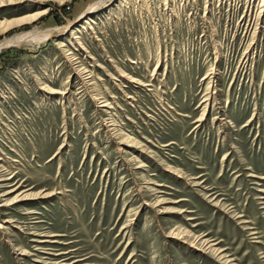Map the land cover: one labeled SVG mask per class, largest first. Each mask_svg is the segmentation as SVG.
Instances as JSON below:
<instances>
[{
    "label": "rangeland",
    "instance_id": "1",
    "mask_svg": "<svg viewBox=\"0 0 264 264\" xmlns=\"http://www.w3.org/2000/svg\"><path fill=\"white\" fill-rule=\"evenodd\" d=\"M0 180V264H264V0H0Z\"/></svg>",
    "mask_w": 264,
    "mask_h": 264
},
{
    "label": "bare ground",
    "instance_id": "2",
    "mask_svg": "<svg viewBox=\"0 0 264 264\" xmlns=\"http://www.w3.org/2000/svg\"><path fill=\"white\" fill-rule=\"evenodd\" d=\"M46 10L45 9H41V10H36L34 14H43L45 13ZM13 20V19H12ZM89 23L90 24H93V23H96V21L94 20V18H90L89 19ZM57 29L56 28H52V29H47L45 31H33V32H23V33H20V34H16L15 37H12L10 38V40H8L7 42L5 43H8V42H11V41H16L17 43L18 42H26V41H36V42H40L42 40H44L46 37H48L49 35H52L55 33ZM73 32V31H72ZM12 43V42H11ZM4 44V43H3ZM60 46H63L64 45V42L63 41H59L58 43ZM2 45V44H1ZM1 181V180H0ZM9 192V191H8ZM7 194V193H6ZM65 260V259H64ZM63 260V261H64ZM58 264H72V263H65L62 262V263H58Z\"/></svg>",
    "mask_w": 264,
    "mask_h": 264
}]
</instances>
